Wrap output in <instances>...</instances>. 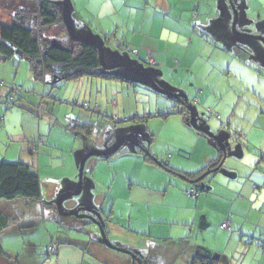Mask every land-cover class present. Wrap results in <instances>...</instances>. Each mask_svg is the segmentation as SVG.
<instances>
[{
    "label": "rangeland",
    "instance_id": "374dc122",
    "mask_svg": "<svg viewBox=\"0 0 264 264\" xmlns=\"http://www.w3.org/2000/svg\"><path fill=\"white\" fill-rule=\"evenodd\" d=\"M193 1L196 4L191 5L190 11L188 9L182 11L181 2L178 4L176 14L179 15L178 18L183 25L173 19L174 17H168L165 25L167 29L164 28L161 32V35L164 33L162 38L159 31L163 27L162 21L166 15L161 14L162 6L156 5L154 0H71L70 18L78 36L98 39L104 43L107 64L128 63L145 71L162 89L186 97L190 101L191 110L200 127H195L191 123L190 115L188 122L183 115L176 113L183 106L177 98L154 91L152 86L133 69L118 67L106 70L102 68L101 71L104 73H112L119 77L112 79L85 77L63 81L58 76H47L44 81H39L34 79L29 60L20 50L17 49L14 56L6 61L0 57V107L5 113L4 118L0 119V163L2 161L23 162L30 165L41 181L40 198L18 197L0 201V210L12 220V226L1 235L0 239L5 260H8L6 259L8 257L15 264H57V252H50L49 247L57 248L68 243L80 245V248L100 257L101 260H108V262L102 260L106 264H126L128 259H132L133 264H197L194 256L197 252L185 247L190 237L179 239L176 241L177 244L166 241L164 245H157L155 241L147 242L132 238L123 230H118V224L106 223L107 237L114 246L113 249L104 243L98 223L85 217L64 215L57 208L59 196L76 189L83 157L92 150H109L128 135H139L140 144L125 141L116 154L108 157L92 156L86 161L82 190L63 202L64 211L88 213V209L99 210L98 207L101 205V209L108 212L111 199L106 195L107 184L115 173L122 174V199L130 195L129 175H133L132 171L141 170V177L144 175L147 177L146 180L149 179L147 182H150L157 171L147 168L150 164H147L148 166L141 164L143 161L141 155L135 154L140 150V146L148 148L156 154L157 159L169 163L175 170L182 172L202 170L219 153L216 148L217 135L201 130L202 128L210 132L212 130V133L215 131L220 137H224L225 145L232 150L230 152H236L239 147H244L245 153L247 152L246 146H243L246 142L245 144L230 143L231 141L227 138L228 131L231 134L245 130L243 128L246 126L245 118L250 119L254 124L257 121L261 123V126L264 124V94L262 103L254 98L256 91L254 85L259 79H262L260 87L264 92V64L260 65L253 60L256 63V70L259 71L255 73L256 70L241 68L240 64L235 66L233 62L237 58L247 57L245 49L242 50L241 42L257 43L258 45L254 46L255 56L252 58H258L261 55L259 46L262 45L261 43L264 44V41L248 37L246 34L264 37L262 35L264 29L260 34H256L258 32V29H255L256 26H252L251 31H247L250 24H247V20L255 22L260 15L264 18L263 1ZM20 2V0H6L3 9L0 10V22L9 24L11 9ZM58 2L63 10L65 0H58ZM224 5L226 7L224 13L226 11L229 13L230 20L232 39L229 42L220 41L215 32L210 30L211 24H215L214 20L221 26L223 19L218 12L220 9V14L223 13ZM188 6L186 4L185 8ZM144 7H148L147 13L144 12ZM247 11L249 16H246ZM236 12L238 14L236 30L240 35H236L232 28ZM197 14L201 19L194 18ZM206 18H209V27L208 30H203L201 24ZM146 21L148 27L155 28L153 29L154 40L157 43H160L158 40L160 38L165 45L167 43L172 45L171 43L177 41V35L171 33L173 29L185 35L182 41L184 45L188 43L189 37H192L193 41L189 50L190 53L195 54L192 60L194 68L188 69V63L184 60L182 65L179 64L181 67L179 71L170 73L160 69L158 64H150L145 56L134 53V49L124 48L122 46L125 44L124 36L130 41L133 30L136 29V34L140 33L141 22ZM195 26L198 31L196 35H200L209 43L221 42L225 46L223 49H228V52L223 54L224 57L219 59L217 55H211V49L201 53L205 43L200 44L199 39L194 37V33L191 34L190 28ZM55 32L57 28H52L46 35L53 36ZM108 36L112 40L111 38L107 40ZM137 37H139L138 34ZM233 40H238L240 44H235ZM55 41L66 48L74 49L78 45V42L71 39L68 32L56 35ZM119 42L120 45H118ZM196 58L199 60L200 67L216 60L217 63L231 66V73L228 70L222 72L226 77L221 83L220 74L211 73L205 76L204 71L197 67ZM262 61L264 63V60ZM251 62L252 60H249V65H252ZM236 70L241 75H248V81L242 86L239 84L240 77L236 79ZM261 74L262 78H259ZM205 82L215 86L220 94L216 91L213 93L211 90L201 96V88ZM226 83L238 85V88L235 94H228L223 100L221 95L227 91L224 85ZM200 97L201 101L198 102ZM85 104L89 106H84ZM227 122L230 123V129L221 130V126H226ZM262 153L264 154V151ZM263 154L258 155L257 161H261ZM151 167H156V164L153 163ZM260 168L258 173H261L259 175L264 178V164ZM242 171L246 169L243 167ZM168 176L173 177L172 187L179 188L182 185L184 186L182 188H185L184 195L197 199L196 196L189 195L188 190L192 187L186 190L189 184L184 182L180 175L169 174ZM233 179L229 180L225 172L221 171L212 185L221 189L222 186L217 183L224 181L222 182L224 186L241 188L246 182L245 178L237 176ZM258 183L259 187H255L257 194L264 193V181ZM204 184L210 186L207 180ZM258 199L263 202L262 198H254L255 201ZM234 200L235 198L232 201ZM166 201L169 205L170 201L175 202L177 209L181 210L180 213L188 205L187 198L182 197V200H179V195L176 197L170 195L169 200L166 199ZM232 201L227 197V202L219 204L214 202L209 205L210 221H213L209 230L214 237L218 229L225 230L221 225L228 216L232 219L234 216L242 219L246 215L247 218L242 231L227 230L231 233L230 236L233 234V238L229 239V236L221 238L220 254L225 260L232 262L231 264H264V204L256 202L255 205L250 206L251 204L238 202L235 213L231 210ZM208 212L209 210L207 215ZM102 216L105 218V213H102ZM223 217L225 219L220 224L219 220L222 219L219 218ZM171 220L172 223H180L177 221L179 217L175 216ZM216 220L217 223H214ZM174 233L175 237L180 238L175 227ZM196 236L195 232L191 237L196 238ZM219 236L223 235L219 234ZM214 239L206 238V232L201 231L199 240L195 239L191 244L194 246L196 242L210 243ZM99 244L105 247V253L96 250ZM134 253L140 254V259L136 260ZM204 254L203 256L207 258L218 259L215 254Z\"/></svg>",
    "mask_w": 264,
    "mask_h": 264
},
{
    "label": "crops",
    "instance_id": "0c3cea01",
    "mask_svg": "<svg viewBox=\"0 0 264 264\" xmlns=\"http://www.w3.org/2000/svg\"><path fill=\"white\" fill-rule=\"evenodd\" d=\"M154 1L156 2V5L162 6V9L160 10L162 11L161 14L166 15V18H164V21H162L163 27L159 31L160 35H161V32H163L162 30L166 28L165 25H166V21L168 17H174L173 19L177 20L181 25H183L181 19L178 18L179 15L176 14L178 10V4L180 2H181L180 5L183 8L182 11H184L185 9L186 10L188 9L190 11L192 9L191 5H194L195 3L194 1L192 2V0H154ZM262 1L264 5V0ZM186 4H188L189 6L185 8ZM147 5H148V2H147ZM140 8H143V7H140ZM144 8H145L144 12L147 13L146 9H148V7L147 8L144 7ZM222 9H223L222 14H220L221 13L220 9L218 12V15H221L223 19L221 26L218 25V23H216V20H214L215 24H211L212 26L210 30H213L215 32L217 38L220 41L226 40L229 42L230 39H232L230 37L231 31H230V25H229V21H230L229 13H227V11L224 13V11L226 10L225 5H224V8L222 7ZM139 11L141 10L139 9ZM197 15H195L194 18L196 20L201 19L199 17V14ZM246 16H249L248 11H247ZM203 21L205 22H202L203 24H201L202 25L201 29L208 30L209 18L208 19L206 18ZM248 23L250 24L247 27V31H251V27L256 26L255 29H258V32L256 34H260L263 31L262 29H264V18L262 17V15L258 16V20L255 22H252V21L250 22L249 20H247V24ZM141 25L142 26L140 28V33L137 32L139 37H137L136 29L133 30V33H131L132 38H130L131 39L130 41H128L126 39V36H124L123 41L125 42V44L124 45L122 44L124 48L127 47L128 50L136 49L137 55L145 56V59L147 60L149 59L151 61V62L148 61L150 64H153V65L158 64L160 69H165L166 71L170 73H173L175 70L179 71L181 69L180 65L183 64L184 60L188 63L187 65L188 69L194 68L192 60L195 54L190 53V50H189L191 43L193 41L192 37H189L188 43L184 45L182 41L185 35L173 29L171 30V33L177 35V41H175L174 43H171L172 45H170V43H167L165 45L163 44V40H161V38L164 37V33L161 35V38L158 39L160 43H157L154 40L155 34L153 32V29L155 28L148 27L147 21L141 22ZM196 27L197 26L193 27L192 29L190 28V30H191V34L194 33L195 35L194 37H196V39H199L200 44L205 43L204 48L201 51V53L202 52L204 53L208 49H211V52H210L211 55L212 54L217 55L219 59L224 57L223 54H226V52H228V49H223V47L225 46L221 42L219 43L215 41V44L209 43L206 40H204L200 35L199 36L196 35V33L198 32ZM128 30L130 31L129 28ZM252 33H255V32H252ZM135 34H136V37H135ZM113 38L117 39L114 36ZM233 42H235V44H240L238 40H233ZM261 44L262 45L259 46L261 47L259 51L261 55H259L258 58H252V56H255L254 46H257L258 44L253 43V41H247L246 43L241 42L240 45L242 47V50L245 49L244 52L247 57L237 58L234 60L233 64H235V66H237V64L238 65L240 64L241 68L247 67L249 69L256 70V63L254 61L259 62L260 65L264 64L262 63L263 62L262 60H264V57H263L264 56V44L263 43ZM118 45H120V42ZM246 46H248L247 49H246ZM197 56H199V54H197ZM197 59L198 58H196V60ZM249 60H252L251 63L253 66L249 65ZM198 64H199V60L196 61V65L197 67L201 68V71H204L203 74H205V76L211 73H215L214 75L220 74L219 78L221 79V83L223 82L224 77H226L225 74H223L222 72H224L225 70H228L229 73H231V66L227 67L226 64L217 63L216 60L215 62L213 60L210 62H207L203 67L198 66ZM236 71H237L235 74L236 79L240 77L239 84H241L242 86L244 82L248 81V75L246 74L241 75V73L238 70ZM256 72H259V71L256 70L255 73ZM259 76H260L259 78H262L261 77L262 74ZM261 82H262V79L261 80L259 79L257 81V84L254 85V87H256L254 98L259 103H262L263 94H264L262 88L260 87L262 86ZM224 85L226 86L227 91L226 93L221 95V98L223 100H224V97H226L228 94H231V93L235 94V90L238 88V85L235 86V85H230L228 83ZM246 87L249 88L248 86ZM211 90L213 93L216 91L218 94H220L215 86H213L212 84L208 82H205L203 84V87L201 88L200 95L203 96L204 94H206L207 92H210ZM184 99L190 103V101L186 99V97H184ZM197 100L198 99H196V101ZM200 101H201V97L198 100V102ZM3 112L4 110L0 107V119L4 118L5 113ZM232 112H234V110ZM244 120H245L244 122L246 123V126H243V128L245 130H241L240 133L236 131L235 133H231V134L228 131L229 135L227 138H229V141H231L230 143L232 142L242 143L243 142L245 144L246 142V144L243 146H246L247 152L245 153L244 147H239L236 152H230L232 151L231 148L226 146L227 155L225 157V160L220 170L214 173L212 177H208L206 179L210 183V186H206L204 184L206 180H204L203 182H201L199 186H197V184H193L191 181L185 180L181 177L184 180V182L189 184V186H186V190L191 187L198 189L199 195L197 196L196 200H194L193 198L191 199L190 197L188 198V195L187 196L184 195L185 188H182L184 186L180 185L179 188L177 186H173V187L171 186L173 183V177H170L168 175L171 174L172 176H176L177 174L174 173L175 169L171 167L169 163H167L169 165L168 166L169 168H165L161 166L160 164H157L153 161L151 162V161L145 160L142 149H148V148L140 146V150L135 154L141 155V158L143 159V161H141L142 162L141 164L143 166H148L147 164H150V166L147 168L151 170L154 169L157 171V173L154 175L153 178H151L150 182H147L149 179L146 180L147 177H145L144 175L143 177H141L142 175L140 174L141 170H139L138 172L132 171L133 175L132 176L129 175L130 180H131L129 184L130 195L126 196L125 199H122V179H121L122 174L115 173L113 175V178L109 179V182L107 184L108 190H107L106 195H107V198L110 196V199H111L110 200V204H111L110 210L108 212H104V210L101 209V205L98 207V209L102 213H105V219H108L106 220V223L118 224L117 226L118 230L120 231L123 230L124 232L129 234V236H132V238H139L140 240H145L147 242L155 241L157 245H164L166 241L177 244L176 241H178L179 239H185V238L190 237L185 247L189 248L190 250H193L195 253L197 252L196 254L198 255L194 254L196 259L202 257V258H206L209 260H215V259H211V258H207L203 256L205 255L204 253H208V254L211 253V255H214V254L217 255L218 259L215 261L219 262V264H231L232 262L230 263V261L225 260L223 255L220 254L222 250V246L220 242H221V238H224V237L229 236V239H232L233 234L230 236L229 234L231 233L227 231L228 229H225L222 231L220 228L217 230L218 232L215 233V237L213 236V234L209 230L210 226L213 224V221H210V216H209V214H211V211L209 209L210 203L215 202L219 204L220 202H224V201L227 202V197L230 201H232L235 198V200L232 201L231 203V210L234 211L235 213L237 211L235 207L238 204V202H245L247 204H251L250 206L255 205L256 202H259L260 204L262 203L264 204V193L262 192L261 194H257V190L255 189L256 186L259 187L258 182L264 181V178H261L262 176L259 175L261 173H258L259 169H261L260 167L262 166V164H264V154L262 153L264 151V124H262L261 126V123H257L258 121L254 124L253 122L250 121V119L245 118ZM229 125H230L229 122H227L226 126L222 125L221 130L225 128L230 129ZM213 132L219 136V134H217L215 131ZM220 138L226 143L224 137H220ZM216 148L218 149L219 153L215 158L211 159L210 162L214 159H218L221 155H225L223 150L220 149L218 144H216ZM151 153H152L151 154L152 157L157 158L156 154H154L153 152ZM260 154H263V155H262L261 161L259 162L257 161V158H258V155ZM225 161H226V165H225ZM238 161H241V162H238ZM153 163L156 164V167H151ZM227 163H229L230 165H228ZM254 166L255 168H253ZM243 167L246 169V171H242ZM223 168H225V171H223ZM221 171L225 172V175L229 178V180H234L233 178L237 176L238 178H245L246 182L241 186V188H236L233 186L231 188L230 186H226V185L224 186L222 184V182L224 181H222L220 183H217L218 185L222 186V188L217 189V187L213 186L212 184L213 182H215L217 175ZM190 173H194V172H190ZM170 178H171V182H170ZM202 186L204 188H202ZM203 189H206V190L204 191ZM170 195L171 196L174 195L175 197L179 195V200H182V197L185 199L187 198L188 205L186 209L182 210V213H180L181 210L177 209L178 206H176L175 202L170 201V205L166 204L167 202L166 199L169 200ZM238 196H240L239 199H238ZM256 197L262 198L263 202L260 201V199L255 201L254 198ZM107 198L105 197V199ZM103 203L105 204V200ZM208 210L209 212L207 215ZM240 213H243V212H240ZM175 216L176 218L179 217V220L177 221H179L180 223L171 222L172 221L171 219H173ZM244 217L245 218L238 219L237 216H234V219H232L231 216H228L227 219H229L231 223V228L229 230L231 231L241 230L242 231L243 227L247 223L246 215H244ZM219 219H222V220H219V223L221 224V222H223L225 218L223 217ZM214 223H217V220L214 221ZM174 227H175V231L180 235V238L175 237ZM186 231L188 232L186 233ZM201 231L206 232V238L207 237L215 238L214 241H211L210 243L209 242H206V243L196 242L194 246H192L191 244L192 241H195V239L197 241L199 240ZM195 232L197 233V236L196 238H192L191 236ZM219 234H222L223 236H219ZM130 249L134 250V248H130ZM96 250L97 251L99 250L100 252L105 253V247H103L102 244H99ZM55 252H57V256H56L57 264H106L103 261L108 262V260L102 259L103 260L102 261L100 257L94 255L91 252H88L84 248H80V245L77 246V245H72V244L70 245L66 243V245L57 246V248H55ZM199 255H202V256H199ZM197 256L199 257L197 258ZM0 264H13V263H11L8 260H5L2 256H0ZM126 264H133L132 259L126 260Z\"/></svg>",
    "mask_w": 264,
    "mask_h": 264
},
{
    "label": "trees",
    "instance_id": "16d2710c",
    "mask_svg": "<svg viewBox=\"0 0 264 264\" xmlns=\"http://www.w3.org/2000/svg\"><path fill=\"white\" fill-rule=\"evenodd\" d=\"M5 1L0 0V10L3 9ZM20 1L11 9V22L9 24L0 22V57L3 61L12 58L17 49L20 50L29 60L34 79L39 81H44L47 76H58L63 81L85 77L119 78L112 73L101 71L99 51L93 45L78 42L77 47L73 49L66 48L55 41L56 35L67 32L58 0ZM52 28H57V32L53 36L46 35ZM110 38L108 36L106 39ZM177 101L181 102L183 106L176 113L184 115L188 120L190 103L181 95H178ZM142 151L145 160L169 168L167 163L152 157L149 149H142ZM223 156L209 162L200 172L190 173L174 170V173L199 186L201 184V181H198L200 176L207 171L213 173L212 170L221 164ZM194 189L198 193V189ZM40 196L41 181L39 175L31 169L30 165L23 162L2 161L0 163V201L13 200L18 197L40 198ZM104 220L106 222L108 219L104 218ZM11 221V217L0 210V239L1 235L12 226ZM103 229L107 235L105 225ZM134 254L136 260L140 259L138 254ZM0 256L5 258L1 244ZM6 259L15 264L10 258L6 257ZM196 262L197 264H219L215 260L202 257L198 258Z\"/></svg>",
    "mask_w": 264,
    "mask_h": 264
},
{
    "label": "water",
    "instance_id": "95a60500",
    "mask_svg": "<svg viewBox=\"0 0 264 264\" xmlns=\"http://www.w3.org/2000/svg\"><path fill=\"white\" fill-rule=\"evenodd\" d=\"M70 5H71V0H65L64 8L62 10V17H63L64 24L66 26L67 32L69 33V35H70L72 40H74L76 42H80V43H87V44L93 45L94 47L97 48V50L99 51L100 64H101L102 68H104L106 70H111V69H115V68H118V67H126V68L133 69L140 76H142L152 86L154 91H156L158 93H161V94H165V95L171 96L173 98L174 97L177 98V95H175V94H173V93H171V92H169V91H167L165 89H162L155 81H153L149 77V75L145 71H142V70H140V69H138V68H136L134 66H131L128 63L107 64L106 61H105V55H104V43L101 40L94 39V38H89V37H81V36H78L76 34V32L74 30L73 23H72L71 18H70ZM237 21H238V14L236 12V17H235V20L233 22L232 28H233V31H234V33L236 35H240V33L236 30ZM246 36L252 37V38H255V39H261V40L264 41V37H262V36H253V35H247V34H246ZM118 61H120V60H118ZM189 111H190V117H191L190 121H191V123L195 127H200L198 125L197 119L194 117V114H193V112L191 110L190 105H189ZM201 130H204V131L216 136V134L208 131L207 129H203L202 128ZM216 138L218 139V143L217 144L219 145L220 149L223 150L225 155L223 156L221 164L217 168L212 170V171H214L213 173H211V171H207V172L203 173L200 176L199 180L197 179L198 181L203 182L208 177H211L212 175H214V173H216L217 171L220 170V168H221V166H222V164H223V162L225 160V157L227 155L226 145H225L224 141L218 135L216 136ZM125 141H130V142L135 143V144H140V136L139 135H128V136L122 138L112 148H110L109 150H106V151H96V150L89 151L83 157V159L81 161L80 177H79V182H78V185H77L76 189L74 191H69V192H65V193L61 194L59 196L58 200H57V208L60 211V213H62L64 215H75V216H78V217H81V218H83V217L89 218V219L95 221L96 223H98L100 225V227H101L104 243L106 245H108L109 247L113 248V249H114V246L109 241V239H108V237L105 234V231L103 229V226L106 225V222H105V220H104V218L102 216V213L99 210L88 209L89 210L88 213H80L79 211L66 212L63 209V202L67 198H69L70 196L77 195V194H79L81 192V190H82V177H83V171H84L85 163L90 157H92V156L108 157V156H111L112 154H116L120 150V147L122 146V144ZM200 171H198V172H200ZM191 182L194 183L193 181H191Z\"/></svg>",
    "mask_w": 264,
    "mask_h": 264
},
{
    "label": "built area",
    "instance_id": "2783aa9c",
    "mask_svg": "<svg viewBox=\"0 0 264 264\" xmlns=\"http://www.w3.org/2000/svg\"><path fill=\"white\" fill-rule=\"evenodd\" d=\"M133 52L134 53H137V50L135 49V50H133ZM148 61H150L149 59H148ZM151 62V61H150ZM16 89V88H15ZM84 106H88V104H85ZM188 193H189V195H194V196H198V193H197V191L194 189V188H191V189H189L188 190ZM222 228H224V229H230L231 228V223H230V220L229 219H227V220H225L223 223H222ZM49 251L50 252H54L55 251V248L53 247V246H50L49 247Z\"/></svg>",
    "mask_w": 264,
    "mask_h": 264
}]
</instances>
